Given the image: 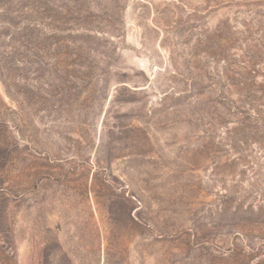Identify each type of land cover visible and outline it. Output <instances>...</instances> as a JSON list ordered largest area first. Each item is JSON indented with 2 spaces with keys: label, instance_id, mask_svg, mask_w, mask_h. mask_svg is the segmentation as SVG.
<instances>
[{
  "label": "rangeland",
  "instance_id": "obj_1",
  "mask_svg": "<svg viewBox=\"0 0 264 264\" xmlns=\"http://www.w3.org/2000/svg\"><path fill=\"white\" fill-rule=\"evenodd\" d=\"M0 264H264V0H0Z\"/></svg>",
  "mask_w": 264,
  "mask_h": 264
}]
</instances>
